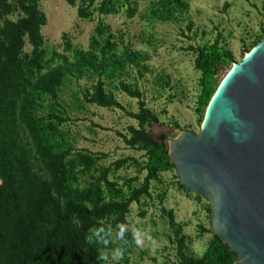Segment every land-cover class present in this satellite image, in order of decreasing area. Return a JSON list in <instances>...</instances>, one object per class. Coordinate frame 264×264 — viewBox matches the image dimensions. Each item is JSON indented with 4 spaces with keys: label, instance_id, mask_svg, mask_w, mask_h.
I'll use <instances>...</instances> for the list:
<instances>
[{
    "label": "rangeland",
    "instance_id": "1",
    "mask_svg": "<svg viewBox=\"0 0 264 264\" xmlns=\"http://www.w3.org/2000/svg\"><path fill=\"white\" fill-rule=\"evenodd\" d=\"M7 1L12 10L6 18L14 21L23 16L17 0ZM38 1L46 16V24L40 31L47 62L54 53L71 56L64 49L65 39L74 48L88 49L99 23L109 26L116 53L128 48L148 57L139 69L127 65L114 78H102L105 89L113 93L119 107L99 106L83 98V93L96 82V76H68L56 98L45 96L41 102L42 114L53 112L62 118L56 121V139L66 152L65 162L73 166L76 180L71 185L85 189L99 180L106 200L128 198L146 176L148 149L127 142L131 128L140 127L133 116L139 111L140 101L157 116V122L144 124V129L156 138L176 137L183 130L199 133L206 106L199 104L202 73L194 64L197 47L216 42L229 49L233 62H238L264 36V0H182L186 7L183 9L173 0H162L169 12L161 8L160 16L154 15L152 9L161 0H110L116 10L109 13L99 10L103 0H75L73 5L66 0ZM78 8L86 16H79ZM24 42L23 49L28 53L31 45L26 37ZM58 62L54 59L50 65ZM230 64L218 65L214 74L217 82ZM120 81L129 83L140 96L121 90ZM17 127L28 151L31 171L48 177L20 119ZM82 154L92 158L91 165L79 161ZM168 212L181 224L187 252L201 256L213 236L210 201L187 189L172 166L149 180L147 195L129 203L124 224L113 223L111 218L105 221L107 245L100 253L108 259H100V264H177V243ZM119 225L127 228L123 239L118 235ZM134 229L144 230L152 240L145 239L144 245L138 247L132 237ZM117 249L121 250L122 258L113 260Z\"/></svg>",
    "mask_w": 264,
    "mask_h": 264
},
{
    "label": "trees",
    "instance_id": "2",
    "mask_svg": "<svg viewBox=\"0 0 264 264\" xmlns=\"http://www.w3.org/2000/svg\"><path fill=\"white\" fill-rule=\"evenodd\" d=\"M173 1L186 8L182 0ZM17 2L23 16L13 21L5 17L12 10L11 3L0 0V264H100V249L107 245L103 242L107 241L105 221L111 218L113 223L124 224L129 203L147 195L149 180L173 166L163 141L159 142L144 129L145 123L157 122V116L140 101L139 111L133 114L140 127L131 128L127 142L148 149L146 176L128 198L106 200L99 180L85 189L71 185L76 180L73 166L65 162L66 152L56 139V121L62 118L53 112L42 114L41 102L45 96L56 98L68 76H96V82L83 93V98L99 106L119 107L113 93L105 89L102 78H114L127 65L139 69L148 57L128 48L116 53L109 26L99 23L88 49L74 48L65 39L64 49L71 56L54 53L47 62L40 31L46 24L45 13L38 0ZM66 2L73 5L75 0ZM161 8L169 12L161 0L152 13L163 15ZM99 10L109 13L116 9L112 1L103 0ZM78 15L84 17L86 13L78 8ZM25 37L31 45L28 53L23 49ZM196 52L194 64L202 73L199 104L207 106L219 83L214 79L218 65L230 64L234 56L216 42L199 46ZM54 59L59 62L50 65ZM119 87L131 96H140L129 83L120 81ZM18 119L48 177L31 171L28 151L18 136ZM79 161L89 166L92 158L82 154ZM168 216L177 243V264H240L235 253L215 236L201 256L190 254L181 224L174 221L171 212ZM88 237H92V242Z\"/></svg>",
    "mask_w": 264,
    "mask_h": 264
},
{
    "label": "water",
    "instance_id": "3",
    "mask_svg": "<svg viewBox=\"0 0 264 264\" xmlns=\"http://www.w3.org/2000/svg\"><path fill=\"white\" fill-rule=\"evenodd\" d=\"M157 139L180 182L210 201L212 235L240 264H264V36L230 64L199 133Z\"/></svg>",
    "mask_w": 264,
    "mask_h": 264
},
{
    "label": "clouds",
    "instance_id": "4",
    "mask_svg": "<svg viewBox=\"0 0 264 264\" xmlns=\"http://www.w3.org/2000/svg\"><path fill=\"white\" fill-rule=\"evenodd\" d=\"M119 228H120V232L118 235L121 239H123L124 233L127 231V228L125 225H119ZM132 237H133V240L135 241V243L138 247H142L144 245L145 239L150 240V241L152 240V237L149 234H147L144 230H141V229H134L133 233H132ZM88 240H89V242H92V237H88ZM103 242L107 243L106 240ZM121 258H122V252H121V250L117 249L113 253L112 259L118 260ZM99 259H101L102 261H107L108 257L105 254H101Z\"/></svg>",
    "mask_w": 264,
    "mask_h": 264
},
{
    "label": "bare ground",
    "instance_id": "5",
    "mask_svg": "<svg viewBox=\"0 0 264 264\" xmlns=\"http://www.w3.org/2000/svg\"><path fill=\"white\" fill-rule=\"evenodd\" d=\"M246 53H248V52H246ZM233 66H235V64L233 63ZM172 147V145H169V148H171Z\"/></svg>",
    "mask_w": 264,
    "mask_h": 264
}]
</instances>
